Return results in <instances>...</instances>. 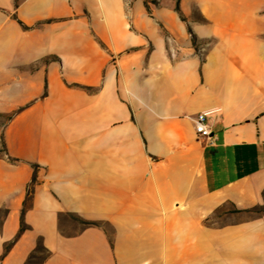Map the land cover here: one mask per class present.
I'll return each mask as SVG.
<instances>
[{
	"label": "crops",
	"instance_id": "crops-1",
	"mask_svg": "<svg viewBox=\"0 0 264 264\" xmlns=\"http://www.w3.org/2000/svg\"><path fill=\"white\" fill-rule=\"evenodd\" d=\"M156 1L0 0V264H264V0Z\"/></svg>",
	"mask_w": 264,
	"mask_h": 264
},
{
	"label": "rangeland",
	"instance_id": "rangeland-1",
	"mask_svg": "<svg viewBox=\"0 0 264 264\" xmlns=\"http://www.w3.org/2000/svg\"><path fill=\"white\" fill-rule=\"evenodd\" d=\"M152 2L156 0H151ZM10 113V112H9ZM8 113H1L0 112V153L3 150L2 138H3V129L5 124L8 122ZM234 211L231 209L230 205L224 207L223 210H219L216 216L213 217L212 222L215 221L218 225L225 223L226 221L231 220L236 214H233ZM210 220L205 221L207 224L212 223ZM82 223V222H81ZM107 230H111L110 226L107 224H102ZM47 252L43 250L41 247L38 248L37 252L32 255V259L30 260L29 264H37L39 263L44 257L46 256Z\"/></svg>",
	"mask_w": 264,
	"mask_h": 264
},
{
	"label": "trees",
	"instance_id": "trees-1",
	"mask_svg": "<svg viewBox=\"0 0 264 264\" xmlns=\"http://www.w3.org/2000/svg\"><path fill=\"white\" fill-rule=\"evenodd\" d=\"M152 3L156 4L155 1H153ZM146 6L148 9H150L148 2L146 3ZM175 9L177 10V12L180 14V17L182 19H184V16L181 13V8H180V0H176V6ZM19 23L25 27L28 28V26H26L21 20H18ZM26 106H21L15 110H13L12 112L8 113V121L11 120L17 113H19L21 110H23ZM2 144H3V150L2 152L5 154V156L9 159V160H15V158H13L12 156L9 155V153L7 152V150L5 149V145H4V139L2 138ZM32 165L36 168L37 164L36 163H32ZM36 180V177L33 175L32 178V182H34ZM249 211H255V212H263L264 211V206H255L253 208L247 209ZM24 209L22 210V214H21V228H20V232L25 228V224H24ZM80 222L86 224V225H97L96 221H92V220H84V219H80L78 218ZM19 232V233H20ZM18 236V234H17ZM16 236V237H17ZM9 247V245L6 247V249Z\"/></svg>",
	"mask_w": 264,
	"mask_h": 264
},
{
	"label": "built area",
	"instance_id": "built-area-1",
	"mask_svg": "<svg viewBox=\"0 0 264 264\" xmlns=\"http://www.w3.org/2000/svg\"><path fill=\"white\" fill-rule=\"evenodd\" d=\"M209 114L207 112L197 113L193 120L195 131L201 138H209L212 135L211 124L208 120Z\"/></svg>",
	"mask_w": 264,
	"mask_h": 264
}]
</instances>
